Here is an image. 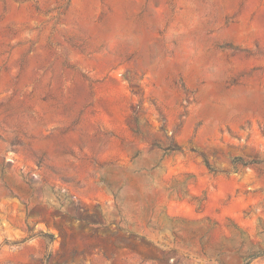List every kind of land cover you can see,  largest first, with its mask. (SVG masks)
I'll return each instance as SVG.
<instances>
[{"label":"rangeland","instance_id":"374dc122","mask_svg":"<svg viewBox=\"0 0 264 264\" xmlns=\"http://www.w3.org/2000/svg\"><path fill=\"white\" fill-rule=\"evenodd\" d=\"M0 264H264V0H0Z\"/></svg>","mask_w":264,"mask_h":264},{"label":"trees","instance_id":"16d2710c","mask_svg":"<svg viewBox=\"0 0 264 264\" xmlns=\"http://www.w3.org/2000/svg\"><path fill=\"white\" fill-rule=\"evenodd\" d=\"M239 160H241V159H238L237 161H239ZM242 161V160H241Z\"/></svg>","mask_w":264,"mask_h":264}]
</instances>
